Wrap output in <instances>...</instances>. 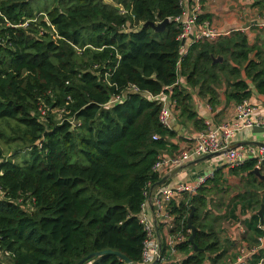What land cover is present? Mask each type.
Instances as JSON below:
<instances>
[{
    "label": "trees",
    "instance_id": "trees-1",
    "mask_svg": "<svg viewBox=\"0 0 264 264\" xmlns=\"http://www.w3.org/2000/svg\"><path fill=\"white\" fill-rule=\"evenodd\" d=\"M111 1L0 0V125L10 131L0 135L17 144L9 156L0 148V264H76L108 249L140 264L145 232L138 215L159 180L152 167L177 150L171 139L178 131L160 124L159 100L130 85L169 93L176 122L196 130L205 124L191 103L194 89L211 107L222 84L226 103L248 99L252 87L264 96V50L244 32L191 42L182 55L176 22L160 31L143 27L178 16L181 0ZM115 95L121 98L111 103ZM254 164L247 159L230 171L245 172L247 183L263 189ZM220 172L206 183L217 186ZM206 194L204 185L171 205L187 235L175 246L184 258L174 264H202L213 253L210 264H226L218 262L224 252L203 213ZM237 197L241 208L261 201L254 189ZM258 220L253 213L244 222L255 237ZM82 264L127 263L103 254Z\"/></svg>",
    "mask_w": 264,
    "mask_h": 264
},
{
    "label": "built area",
    "instance_id": "built-area-1",
    "mask_svg": "<svg viewBox=\"0 0 264 264\" xmlns=\"http://www.w3.org/2000/svg\"><path fill=\"white\" fill-rule=\"evenodd\" d=\"M180 2L183 8L182 12L173 19H168L169 21L173 20L180 27L177 39L184 44V48L181 53L182 55L186 53L187 46L191 42L197 40L215 41L220 36L228 35L227 32H221L213 27L205 20V18H201L203 11L201 0H189V6L184 5V0H181ZM7 24L12 25L9 22H7ZM26 24L27 22H24L23 25ZM261 27L264 31V23ZM187 39L188 42L185 43ZM107 75L108 74L105 73V80L107 79ZM129 88L133 92L144 93L153 99L159 100L161 102V108L158 115L160 124L168 128L173 126V122L176 121L177 110L175 109L176 102L171 98L169 93L161 92L153 95L147 91L140 90L135 85H130ZM120 98L121 97L119 95H115L112 97L110 102H116ZM234 111V122L231 125L227 123L214 125L209 122H204L205 128L197 132L194 137L195 143L192 148L181 150L178 153H174L169 156L160 155L158 160L153 165L152 170L157 172L160 178L162 172L170 171L192 159L206 154L222 152L223 159L226 164L231 167H236L249 158L255 160L253 168H257L262 171L264 168V146L257 145L254 148L244 147L241 145L232 146L229 142L235 137V134L243 128H251L256 125L264 128V112L260 116L255 117L256 107L250 103L248 99L236 103ZM211 177H213L212 172L209 174L204 173L192 184L178 183L173 187L161 186L152 198L154 204V208L151 213L152 217H147V214L143 212L146 201L145 199L142 211L138 215L139 223L142 225L143 231L145 232L140 264H174L184 258V253L183 255H179V253L182 252L177 250L175 246L186 240L187 235H185L179 227L177 228L178 223L174 218V214L170 212V208L172 204L175 205L180 201H187L189 200V197L197 195L198 189ZM151 186L152 185H149V189L146 194V198L147 200H150V202ZM183 195L184 197L182 199ZM178 222L181 223L180 220ZM258 228L262 231V233L257 236L256 243L252 246L240 244L236 262H243L247 256L257 252V250L263 246L264 208L262 219L258 224ZM186 233H191L190 228L186 229ZM252 264H264V257L259 258Z\"/></svg>",
    "mask_w": 264,
    "mask_h": 264
},
{
    "label": "crops",
    "instance_id": "crops-1",
    "mask_svg": "<svg viewBox=\"0 0 264 264\" xmlns=\"http://www.w3.org/2000/svg\"><path fill=\"white\" fill-rule=\"evenodd\" d=\"M201 3L203 9L202 15H205V20L209 22L213 27L221 32H227L228 34L233 31H242L246 34L248 42L250 44H255L257 47L264 50V31L261 27L264 23V0H201ZM184 5L189 6V0H184ZM201 18L203 17L201 16ZM187 42L188 39L185 43ZM251 89L252 92L248 100L256 107L255 117H258L264 112V96L255 92L253 87ZM223 90L224 84H222L217 89L219 95V103L212 105V107L207 103L206 98L201 97L197 94V89H194V91H192V106L196 110L199 118L203 119L204 122H209L214 125L221 123H227L231 125L234 122V109L236 103L233 101L226 103L223 96ZM177 113L178 112H176V114ZM173 126L175 131H178V136L172 138L171 140H173V142L177 145V150L175 152H172L171 154L164 152L162 153L163 156H169L174 153H178L181 150L192 148L195 143L194 137L196 136L197 132L200 131L194 129L191 122H185V125H179L175 121L173 122ZM251 129L252 127L239 130L235 134V137L230 140L229 144L232 146L241 145L244 147H256L257 144H255L254 142H256L258 138ZM198 158L185 162L170 171L162 172V175L159 179L165 177L164 182L162 183V185L154 186V188L151 189V202L146 198L143 212L147 214V217H150L152 215L151 213L154 208L152 198L155 196L161 186L173 187L178 183L192 184L195 180H197L199 176H201L199 175L200 172L204 171L207 174L211 172L214 173V171L219 168L221 171V178H229L230 176L238 175L244 182L246 181L245 179H247L245 172H240L239 174H234L233 172H231V166L226 164L222 154L210 157L203 161L191 163ZM262 172L264 173V168L262 169ZM247 184L249 183L245 182V186H247ZM204 185H206V188L210 186L208 185V183H205ZM251 187V189L259 191L260 199L262 200V192L264 191V188L262 189L261 187H259L258 183L251 184ZM216 188L222 189L220 181L218 182ZM245 191V187L243 188V186H241L240 190L233 195L234 198H232L231 200L232 203L228 202V204L223 208L221 206L222 202L219 203L221 212H216L219 217H221L223 220L227 218L225 221L228 222H233V220L238 219L236 223L231 222L232 224L227 228V230L224 228V224L222 223L223 220L221 222L220 228H215V237L217 238L218 242L217 246L220 248L218 252H224L223 257L218 261L219 263L223 262L226 264H252V258L254 255H264L263 244V246L258 249L257 252L247 256L243 262H236V258L239 254L240 244L252 246L257 241V237H255L256 235L252 231H249L244 222L248 220V218L253 213L257 214V211L260 208L261 201L258 207L243 206V208H241V202L238 200L237 196ZM183 197L184 195L182 196V199ZM208 210H210V206L208 204V199L206 196V208L205 210H203V213H208ZM229 213L232 216H236V219L228 218ZM215 219L216 218H214V220ZM261 219L262 218H259L257 227ZM179 255H183V253H179ZM210 256L211 255L208 254L207 259H205L202 264H210V260L208 259Z\"/></svg>",
    "mask_w": 264,
    "mask_h": 264
},
{
    "label": "rangeland",
    "instance_id": "rangeland-1",
    "mask_svg": "<svg viewBox=\"0 0 264 264\" xmlns=\"http://www.w3.org/2000/svg\"><path fill=\"white\" fill-rule=\"evenodd\" d=\"M105 2H112L111 0H104ZM43 2V1H42ZM42 2H39V4L41 5ZM39 8V6H38ZM55 111V110H54ZM57 115L55 114L54 117H56ZM2 125H0V132L5 134V135H9L10 131L8 130L9 128H7L5 125L3 127H1ZM16 143L12 142L10 144L7 143L6 139L4 136L0 135V148L2 149L3 153L1 157L4 156H9L10 154H12L13 150L16 148ZM220 185L222 186V189H218L216 188L217 186H215L213 183H208V188H206L207 190V199H208V204L210 206V210H208V213H206L205 216L206 220L208 222H211L213 224V226L215 228H220L221 226V222H222V218L219 217L216 212H221V207L219 205L220 202H222L221 206L222 208L229 203H232V198H234V194H236L241 186H243V188L245 187V190H249L251 189V184H247V186H245V182L240 178V176L235 175V176H230L229 178H220ZM244 190V189H243ZM233 196V197H232ZM227 209V208H226ZM205 210V209H204ZM214 218H216L214 220ZM228 218H234L236 219V216H232L230 215V213L228 214ZM227 218H225L223 220V224H224V228L227 230V228L232 224V223H236L238 221V219L233 220L232 221H225ZM232 222V223H231ZM211 257L214 255L210 254ZM264 256V255H263ZM0 259L3 261L6 260L5 255L2 256L0 254Z\"/></svg>",
    "mask_w": 264,
    "mask_h": 264
},
{
    "label": "water",
    "instance_id": "water-1",
    "mask_svg": "<svg viewBox=\"0 0 264 264\" xmlns=\"http://www.w3.org/2000/svg\"><path fill=\"white\" fill-rule=\"evenodd\" d=\"M116 8L119 9L118 6H116ZM167 22H169V19H168V18H166V19H164L163 21H161V22H159V23H156V24H154V23H152V22H146V23L143 24V27H144V26H147V25H150V26L153 28L154 31H160V30L163 29V26H164ZM218 60H221V58H218ZM251 130H252V132L257 136V138H258V140H257L256 142H254V143L257 144V145H262V146H264V136H263V135H264V128L261 127V126H257V125H256V126H253ZM221 154H222V152H216V153H212V154H206V155L201 156L200 158L194 160V161L191 162V163L199 162V161H203V160H206V159H208V158H210V157L217 156V155H221ZM204 173H205V172L202 171V172H200L199 175H203ZM251 173L254 174L255 176H257L259 179H261V180L264 181V173H263L262 171H260L259 169H257V168H253V169L251 170ZM164 180H165V177L159 179L157 182H155L154 184H152V186L150 187V192H151V189H153V187H154L155 185H160V184H162V183L164 182ZM262 194H263V196H262V200H261L260 208H259V210L257 211V215L259 216V218H262V211H263V207H264V191L262 192ZM149 195H150V194H149ZM193 213H194V207L191 206V208H190V212H189V215H188V217H187V226H188V228H190V230H191V234H190V236H189V238H188V241L191 242V243L193 242L194 230H195V227L191 224V217H192ZM103 254H115V255H117L118 257H120L122 260H124L127 264H132V263L129 262V260H128L125 256H123L121 253H119V252H117V251L109 250V249H108V250L101 251V252H94V253H91V254H89L87 257H85L83 260L79 261V262L76 263V264H82L83 262H85L86 260H88V259H90V258H92V257H94V256L103 255Z\"/></svg>",
    "mask_w": 264,
    "mask_h": 264
}]
</instances>
